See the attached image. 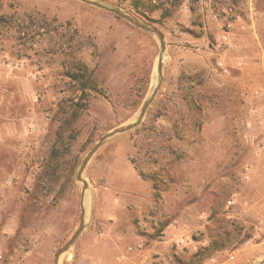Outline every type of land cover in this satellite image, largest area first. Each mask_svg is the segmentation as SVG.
<instances>
[{
	"label": "rangeland",
	"instance_id": "rangeland-1",
	"mask_svg": "<svg viewBox=\"0 0 264 264\" xmlns=\"http://www.w3.org/2000/svg\"><path fill=\"white\" fill-rule=\"evenodd\" d=\"M104 1L164 34V80L87 166L93 218L62 264L264 263V0ZM159 54L80 1L0 0V264H54L79 165L138 117Z\"/></svg>",
	"mask_w": 264,
	"mask_h": 264
},
{
	"label": "water",
	"instance_id": "water-1",
	"mask_svg": "<svg viewBox=\"0 0 264 264\" xmlns=\"http://www.w3.org/2000/svg\"><path fill=\"white\" fill-rule=\"evenodd\" d=\"M82 3L88 4L90 6L102 9L104 11H107L109 13H112L123 20L127 21L128 23L132 24L133 26L137 27L138 29L142 30L146 34L152 36L155 38L159 45H160V54L157 62V84L153 88L151 94L148 96V98L144 101L141 110L139 112L138 117L131 122L130 124L121 126L117 128L116 130L108 133L104 137H102L87 153L85 158L82 160L81 164L79 165V168L77 170V179L80 181L83 185V190H85L88 187V183L85 180V172L87 169V166L93 159V157L97 154V152L108 142L111 140L117 138L120 135H123L125 133H128L134 129H136L138 126H140L149 109L154 101L156 95L158 94L163 80H164V55L166 52V41L164 34L153 24L143 20L142 18L136 16L135 14L124 10L118 6H115L107 1L104 0H77ZM93 218V214H92ZM91 218V220H92ZM90 220V221H91ZM90 221H86V218L84 216V213L82 214L81 222L75 233L72 235V237L59 249V251L56 254L54 264H62L63 259L69 254L70 250L75 246L77 241L80 239L86 228L88 227ZM264 262V261H261Z\"/></svg>",
	"mask_w": 264,
	"mask_h": 264
},
{
	"label": "bare ground",
	"instance_id": "bare-ground-1",
	"mask_svg": "<svg viewBox=\"0 0 264 264\" xmlns=\"http://www.w3.org/2000/svg\"><path fill=\"white\" fill-rule=\"evenodd\" d=\"M91 190H92V188H91ZM91 193H90V186L88 184V187L85 190H83V196H84L83 197V213H84V216L86 218V221H90L91 218H92V214H93V206L91 205L92 201H91V198H90V194ZM262 264H264V263H262Z\"/></svg>",
	"mask_w": 264,
	"mask_h": 264
},
{
	"label": "trees",
	"instance_id": "trees-1",
	"mask_svg": "<svg viewBox=\"0 0 264 264\" xmlns=\"http://www.w3.org/2000/svg\"><path fill=\"white\" fill-rule=\"evenodd\" d=\"M153 7H156V6H153ZM86 71V70H84ZM73 80L74 81H78V82H81V91H85L88 86L91 84V80L90 78H86V76L82 73V71H79L78 73L74 74L73 76Z\"/></svg>",
	"mask_w": 264,
	"mask_h": 264
}]
</instances>
